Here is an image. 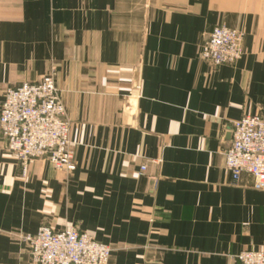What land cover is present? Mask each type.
<instances>
[{
  "label": "crops",
  "instance_id": "obj_1",
  "mask_svg": "<svg viewBox=\"0 0 264 264\" xmlns=\"http://www.w3.org/2000/svg\"><path fill=\"white\" fill-rule=\"evenodd\" d=\"M222 26L244 52L212 68L201 47ZM48 75L77 168L24 174L0 133V264H32L23 237L42 226H77L110 264L264 250V191L234 185L224 159L232 123L264 117V0H0V107Z\"/></svg>",
  "mask_w": 264,
  "mask_h": 264
},
{
  "label": "built area",
  "instance_id": "obj_2",
  "mask_svg": "<svg viewBox=\"0 0 264 264\" xmlns=\"http://www.w3.org/2000/svg\"><path fill=\"white\" fill-rule=\"evenodd\" d=\"M244 33L214 28L201 47V59L212 68L236 64L243 56ZM71 126L54 75L38 83L8 89L0 107V133L6 151L26 174L32 164L46 160L55 170L76 171L71 150ZM232 142L224 153L234 185L245 175L252 188L264 191V117L245 116L232 123ZM143 166L141 172H146ZM32 264H110L111 249L74 226L54 231L47 226L26 235ZM238 264H264V250H246Z\"/></svg>",
  "mask_w": 264,
  "mask_h": 264
},
{
  "label": "rangeland",
  "instance_id": "obj_3",
  "mask_svg": "<svg viewBox=\"0 0 264 264\" xmlns=\"http://www.w3.org/2000/svg\"><path fill=\"white\" fill-rule=\"evenodd\" d=\"M46 161V160H45ZM38 162V161H37ZM36 163V162H35ZM74 227H76V228H78L77 226H74ZM79 229V228H78ZM91 236V235H90ZM94 238V237H93ZM110 247V246H109ZM110 249H111V247H110ZM111 255H112V249H111Z\"/></svg>",
  "mask_w": 264,
  "mask_h": 264
}]
</instances>
